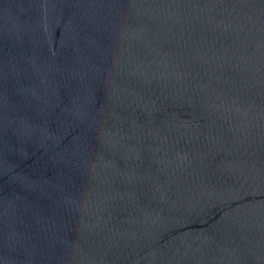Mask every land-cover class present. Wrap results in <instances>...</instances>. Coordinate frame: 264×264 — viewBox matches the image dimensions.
<instances>
[{
    "label": "water",
    "instance_id": "water-1",
    "mask_svg": "<svg viewBox=\"0 0 264 264\" xmlns=\"http://www.w3.org/2000/svg\"><path fill=\"white\" fill-rule=\"evenodd\" d=\"M0 264H264V0H0Z\"/></svg>",
    "mask_w": 264,
    "mask_h": 264
}]
</instances>
